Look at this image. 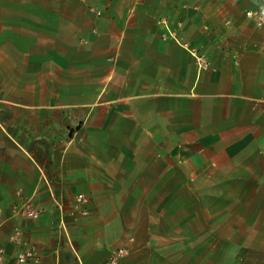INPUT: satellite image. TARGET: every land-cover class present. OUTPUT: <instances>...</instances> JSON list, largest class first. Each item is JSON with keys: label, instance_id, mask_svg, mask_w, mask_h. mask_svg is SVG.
<instances>
[{"label": "crops", "instance_id": "obj_1", "mask_svg": "<svg viewBox=\"0 0 264 264\" xmlns=\"http://www.w3.org/2000/svg\"><path fill=\"white\" fill-rule=\"evenodd\" d=\"M247 11L264 0H0L4 264L21 247L38 264H103L115 225L137 222L117 207L193 225L172 247L190 264H264V24ZM80 192L103 232L67 224ZM23 202L40 215L15 214ZM120 231L128 253L142 250Z\"/></svg>", "mask_w": 264, "mask_h": 264}, {"label": "rangeland", "instance_id": "obj_2", "mask_svg": "<svg viewBox=\"0 0 264 264\" xmlns=\"http://www.w3.org/2000/svg\"><path fill=\"white\" fill-rule=\"evenodd\" d=\"M70 131L71 132L65 131L66 136L72 135V133L74 135V131L73 130ZM87 194L91 197L90 193ZM67 201H66V205H67ZM71 206L72 204L67 208V214L69 217L68 216L66 217V222L67 224H69L70 222L72 225H77L80 227V228L76 227V229L78 230L76 234L79 238L87 237L92 231H96V230H100V232L104 231L103 228L107 226L105 224L91 225L90 223H87L89 213L86 216L78 215L75 213L71 215L70 214ZM100 208L101 207H99V210L102 211L103 209ZM116 209L120 212V214L130 215L131 218L135 219L137 222L132 223L130 225H125V224L115 225L116 242L114 246L116 247L119 245L123 246L122 245L123 241L119 240V237L121 235V231H120L121 227H125V228L128 227L131 233L130 238L135 239V237H137L138 241L141 242V244L144 243L143 239H146L148 235L152 236L155 241L152 247L148 245L140 246L141 245L140 244L137 247H142L139 248L142 249L141 251L138 250L134 251L135 249L132 248L131 253L127 252L128 255L127 258L129 264H190L189 263L190 257L184 254H179V255L175 254L174 253L175 250L172 249V247H176L178 245L187 246L189 243L192 242V240H190L191 239L190 237L193 235L192 232L193 225H186L182 223L177 224L175 225L178 226V230L176 231V230H172L171 228L172 225L169 223H161L157 221V223L145 224L138 222L146 219L147 216H151V218L153 219L154 217H156V219L162 218V220L165 219V217L169 219L170 212L167 209H159V208L144 209L139 207H135V208L117 207ZM179 219H181V217ZM84 222L87 224L82 225V223ZM66 228L68 229V225H66ZM172 238L175 239L173 246L171 244Z\"/></svg>", "mask_w": 264, "mask_h": 264}, {"label": "built area", "instance_id": "obj_3", "mask_svg": "<svg viewBox=\"0 0 264 264\" xmlns=\"http://www.w3.org/2000/svg\"><path fill=\"white\" fill-rule=\"evenodd\" d=\"M97 16L101 15V11L96 6L91 7ZM246 16L252 19L257 25L264 24V13H256L253 11H247ZM166 30L169 34H173L170 30L167 21L162 20ZM195 56L196 64L199 69H206L210 66L209 61L203 55L193 53ZM91 203V198L87 193L80 192L74 197V201L71 206L70 214H78L86 216L89 212V205ZM58 207H61V203H57ZM15 214L20 215L24 218L34 219L40 215V211L34 209L29 202L21 203L15 210ZM75 217V216H74ZM9 240L12 243L21 242V230L18 227H14L11 234L9 235ZM127 256V249L123 246H118L113 248L108 258L103 264H120L121 261ZM15 261L19 264H38L40 262L39 256L36 254L32 247H21L15 254ZM0 264H4V249L0 247Z\"/></svg>", "mask_w": 264, "mask_h": 264}]
</instances>
